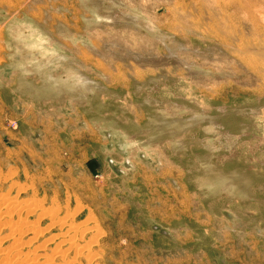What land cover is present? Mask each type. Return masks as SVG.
<instances>
[{"label": "rangeland", "instance_id": "374dc122", "mask_svg": "<svg viewBox=\"0 0 264 264\" xmlns=\"http://www.w3.org/2000/svg\"><path fill=\"white\" fill-rule=\"evenodd\" d=\"M264 264V0H0V264Z\"/></svg>", "mask_w": 264, "mask_h": 264}, {"label": "bare ground", "instance_id": "6f19581e", "mask_svg": "<svg viewBox=\"0 0 264 264\" xmlns=\"http://www.w3.org/2000/svg\"><path fill=\"white\" fill-rule=\"evenodd\" d=\"M49 264H54L52 260L49 261Z\"/></svg>", "mask_w": 264, "mask_h": 264}]
</instances>
